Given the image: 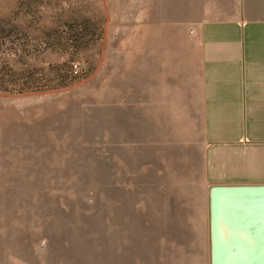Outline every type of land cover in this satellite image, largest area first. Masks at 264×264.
<instances>
[{"label":"rangeland","instance_id":"1","mask_svg":"<svg viewBox=\"0 0 264 264\" xmlns=\"http://www.w3.org/2000/svg\"><path fill=\"white\" fill-rule=\"evenodd\" d=\"M201 3L0 0V264H210Z\"/></svg>","mask_w":264,"mask_h":264},{"label":"crops","instance_id":"2","mask_svg":"<svg viewBox=\"0 0 264 264\" xmlns=\"http://www.w3.org/2000/svg\"><path fill=\"white\" fill-rule=\"evenodd\" d=\"M200 14L183 71L185 101L200 110L206 181L264 182V0H202Z\"/></svg>","mask_w":264,"mask_h":264},{"label":"water","instance_id":"3","mask_svg":"<svg viewBox=\"0 0 264 264\" xmlns=\"http://www.w3.org/2000/svg\"><path fill=\"white\" fill-rule=\"evenodd\" d=\"M210 264H264V182L208 189Z\"/></svg>","mask_w":264,"mask_h":264}]
</instances>
